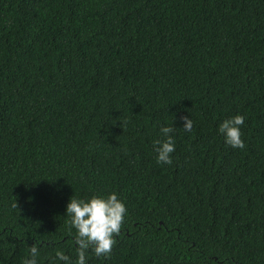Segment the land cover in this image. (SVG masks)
<instances>
[{
	"label": "trees",
	"instance_id": "obj_1",
	"mask_svg": "<svg viewBox=\"0 0 264 264\" xmlns=\"http://www.w3.org/2000/svg\"><path fill=\"white\" fill-rule=\"evenodd\" d=\"M112 193L86 264H264V0H0V264H75L67 204Z\"/></svg>",
	"mask_w": 264,
	"mask_h": 264
},
{
	"label": "clouds",
	"instance_id": "obj_2",
	"mask_svg": "<svg viewBox=\"0 0 264 264\" xmlns=\"http://www.w3.org/2000/svg\"><path fill=\"white\" fill-rule=\"evenodd\" d=\"M184 121L183 129L191 131L192 120L187 116L180 118ZM245 123L242 115H236L231 119L223 121L219 125V132L225 136L226 144L232 148L244 149L241 127ZM176 131L175 127H161L160 133L164 139L154 141V149L157 153V163L172 164L171 154L175 152V140L171 133ZM17 207V205H13ZM66 213L71 217L70 230H76L75 244L77 256L75 264H86V255L91 249L96 257L109 258L114 245L117 243L115 237L121 232L124 218L127 214L125 205L118 199L115 193L107 198L92 197L88 201L71 198L67 204ZM40 251L36 244L30 246V257L23 264H37ZM56 259L64 264H71V259L63 251L56 252Z\"/></svg>",
	"mask_w": 264,
	"mask_h": 264
}]
</instances>
